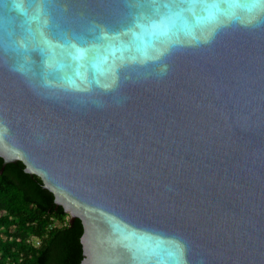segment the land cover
<instances>
[{"label":"water","instance_id":"1","mask_svg":"<svg viewBox=\"0 0 264 264\" xmlns=\"http://www.w3.org/2000/svg\"><path fill=\"white\" fill-rule=\"evenodd\" d=\"M0 158L78 264H264V3L0 0Z\"/></svg>","mask_w":264,"mask_h":264},{"label":"trees","instance_id":"2","mask_svg":"<svg viewBox=\"0 0 264 264\" xmlns=\"http://www.w3.org/2000/svg\"><path fill=\"white\" fill-rule=\"evenodd\" d=\"M22 168L15 161L0 172V264H78L80 221L68 223L39 178Z\"/></svg>","mask_w":264,"mask_h":264},{"label":"snow or ice","instance_id":"3","mask_svg":"<svg viewBox=\"0 0 264 264\" xmlns=\"http://www.w3.org/2000/svg\"><path fill=\"white\" fill-rule=\"evenodd\" d=\"M173 2H176V0H173ZM30 3H33V0H30ZM257 4L264 3V0H256Z\"/></svg>","mask_w":264,"mask_h":264}]
</instances>
